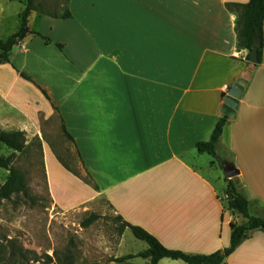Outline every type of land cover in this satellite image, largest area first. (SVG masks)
<instances>
[{
  "label": "crops",
  "instance_id": "0c3cea01",
  "mask_svg": "<svg viewBox=\"0 0 264 264\" xmlns=\"http://www.w3.org/2000/svg\"><path fill=\"white\" fill-rule=\"evenodd\" d=\"M247 1L68 0L66 18L31 11L29 33L0 63V130L21 131L28 143L43 139L49 121L64 126L86 180L44 148L56 207L102 212L105 201L115 217L167 249L210 254L228 246L229 224L240 220L224 207L225 176L195 144L209 140L223 116V86L247 67V51L237 47V13L226 6ZM261 46L218 142L257 215L264 212V23ZM52 179L60 192L73 190L57 198ZM225 264H264V233L255 230Z\"/></svg>",
  "mask_w": 264,
  "mask_h": 264
},
{
  "label": "rangeland",
  "instance_id": "374dc122",
  "mask_svg": "<svg viewBox=\"0 0 264 264\" xmlns=\"http://www.w3.org/2000/svg\"><path fill=\"white\" fill-rule=\"evenodd\" d=\"M23 7L21 0H0L1 40H5L16 30L15 15ZM66 7V0L34 1V10L50 14L61 15ZM43 135V139L36 137L28 143L25 139V147L21 152L8 151L0 143V154L9 158V166L19 171L28 189L27 195L15 193L9 200H0V244L5 246L10 241L19 245L25 250L24 264H113L112 262L117 263L114 261L116 255H122L124 252L137 253L146 249L147 244L136 239L127 229L122 237V245L117 250L121 235L120 222L105 201L101 202L102 212L83 209L64 212L55 206L48 191L49 179L47 185L44 172V148L49 147L60 158L61 163L73 172L84 179L86 176L76 151L64 135L58 120L49 121ZM217 153L224 159L225 153L222 149L218 148ZM213 162L223 180L220 162L215 158ZM8 174L7 170L0 167V185L7 179ZM51 183L53 194L57 198L58 195L63 196L64 192L73 190L68 186H61L60 192L54 186L53 179ZM77 199L74 201L68 198L66 203L76 204ZM223 204L225 207V203ZM91 214L98 217L89 225L83 226L82 222ZM128 263L145 264V260L134 257Z\"/></svg>",
  "mask_w": 264,
  "mask_h": 264
},
{
  "label": "trees",
  "instance_id": "16d2710c",
  "mask_svg": "<svg viewBox=\"0 0 264 264\" xmlns=\"http://www.w3.org/2000/svg\"><path fill=\"white\" fill-rule=\"evenodd\" d=\"M21 1L23 2L24 8L18 16L19 23L17 30L5 40H0V63L9 62V53L12 47L16 45L27 33H29L27 21L31 11L35 9V0ZM67 2L68 0H66V3ZM226 6L229 10L237 13V47L247 51L246 60L248 61L254 39L257 36L260 38L262 37L264 23V0H248L244 4L239 2H229ZM69 16L70 14L66 7L60 17L66 18ZM35 34L39 35L38 33ZM43 39L46 42H50L47 37H43ZM58 47L61 48V45H58ZM261 48L262 46L258 48V62L261 58ZM20 75L27 80H31L24 72H21ZM43 93L48 98L44 91ZM227 123V117L224 115L221 116L215 123L209 140L200 141L195 144L197 152L207 153L211 157L217 159L220 162V166L221 163L227 162L221 159L217 153L218 142ZM61 127L66 138L71 140V137L66 132L64 126L62 125ZM0 143H2L9 150L21 152L25 147L24 133L21 131L0 130ZM64 166L70 170V168L66 165ZM0 167L7 170L9 173L7 179L0 185V200H9L11 195L15 193L27 195L28 189L25 180L19 171L9 166V158L0 155ZM75 174L78 175L77 173ZM226 181L227 197L225 208L230 210L235 216L239 217L240 221L230 222V240L228 246L224 249L217 250L210 254H189L179 250L167 249L153 235L148 233L143 228L125 222L121 219V217H116L117 221L120 222L119 233L122 234L123 230L128 228L136 239L142 240L147 244L146 249L135 255L136 257L146 259V264H157L158 261L163 258L181 260L185 264H225V259L233 253L243 241L247 240L255 230H260L264 233V212L262 215L253 214L252 211L256 210V202L248 199L243 189L241 187H237L233 180L226 179ZM97 217L98 216L95 214L89 215L82 222V225H89ZM135 256L126 255L120 258H115L114 261L123 262ZM24 258L25 250H23L19 245H16L14 242L9 241L5 246L0 244V264H24Z\"/></svg>",
  "mask_w": 264,
  "mask_h": 264
},
{
  "label": "water",
  "instance_id": "95a60500",
  "mask_svg": "<svg viewBox=\"0 0 264 264\" xmlns=\"http://www.w3.org/2000/svg\"><path fill=\"white\" fill-rule=\"evenodd\" d=\"M260 46L261 38L257 36L252 43V49L249 54L248 64L245 71L240 76V78L230 86L227 94L223 98V104L220 111L222 115L226 116L227 118L232 119L235 117V110L237 108L238 101L241 98L244 88L258 63V48ZM221 166L225 178L233 180L237 187H240L238 178L239 172L237 168L229 162H223L221 163Z\"/></svg>",
  "mask_w": 264,
  "mask_h": 264
},
{
  "label": "built area",
  "instance_id": "2783aa9c",
  "mask_svg": "<svg viewBox=\"0 0 264 264\" xmlns=\"http://www.w3.org/2000/svg\"><path fill=\"white\" fill-rule=\"evenodd\" d=\"M228 87L227 86H223V92L227 94V91H228Z\"/></svg>",
  "mask_w": 264,
  "mask_h": 264
},
{
  "label": "bare ground",
  "instance_id": "6f19581e",
  "mask_svg": "<svg viewBox=\"0 0 264 264\" xmlns=\"http://www.w3.org/2000/svg\"><path fill=\"white\" fill-rule=\"evenodd\" d=\"M163 31V30H162Z\"/></svg>",
  "mask_w": 264,
  "mask_h": 264
}]
</instances>
